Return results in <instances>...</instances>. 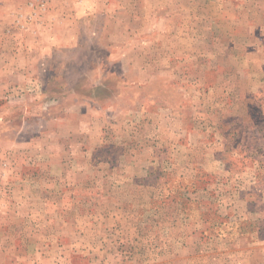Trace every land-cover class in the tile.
Listing matches in <instances>:
<instances>
[{"label": "rangeland", "instance_id": "rangeland-1", "mask_svg": "<svg viewBox=\"0 0 264 264\" xmlns=\"http://www.w3.org/2000/svg\"><path fill=\"white\" fill-rule=\"evenodd\" d=\"M0 264H264V0H0Z\"/></svg>", "mask_w": 264, "mask_h": 264}, {"label": "trees", "instance_id": "trees-1", "mask_svg": "<svg viewBox=\"0 0 264 264\" xmlns=\"http://www.w3.org/2000/svg\"><path fill=\"white\" fill-rule=\"evenodd\" d=\"M182 212L185 214V217H186V218H189V213H190V212H188V210L185 209V211L183 210Z\"/></svg>", "mask_w": 264, "mask_h": 264}]
</instances>
